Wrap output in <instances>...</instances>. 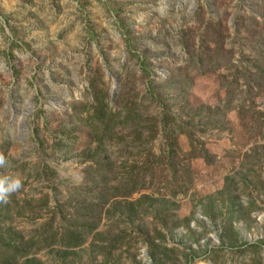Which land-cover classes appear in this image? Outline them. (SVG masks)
<instances>
[{"label": "rangeland", "instance_id": "rangeland-1", "mask_svg": "<svg viewBox=\"0 0 264 264\" xmlns=\"http://www.w3.org/2000/svg\"><path fill=\"white\" fill-rule=\"evenodd\" d=\"M0 161V264H264V0H0Z\"/></svg>", "mask_w": 264, "mask_h": 264}, {"label": "trees", "instance_id": "trees-1", "mask_svg": "<svg viewBox=\"0 0 264 264\" xmlns=\"http://www.w3.org/2000/svg\"><path fill=\"white\" fill-rule=\"evenodd\" d=\"M164 129L166 128V126H164L163 127ZM145 129H147V130H149V128H145ZM151 132V131H150ZM188 137H189V139H190V141H191V136L190 135H188ZM17 235V234H16ZM19 237H18V235L17 236H15V235H13V237H11V239H7V238H5L4 236H3V233H1L0 232V254L2 253V255H0V257L1 256H3L5 253H7L6 252V250L7 251H9V250H11V249H15V250H19L18 251V253L17 252H14L15 254H16V256L19 254V255H26L27 253H26V251H24V252H21V250L19 249V245L17 244V242L19 241ZM68 240V239H67ZM3 242V244H2V242ZM4 241L6 242V244L4 245ZM38 242H41V243H43L42 241H38ZM1 244H2V246H1ZM28 244V243H27ZM5 246H6V249H5ZM6 264V263H5Z\"/></svg>", "mask_w": 264, "mask_h": 264}, {"label": "clouds", "instance_id": "clouds-1", "mask_svg": "<svg viewBox=\"0 0 264 264\" xmlns=\"http://www.w3.org/2000/svg\"><path fill=\"white\" fill-rule=\"evenodd\" d=\"M0 163H3V161H0ZM15 187L18 188L19 184L16 183ZM13 190H14V188H12V187H9V188H6V189L5 188H0V199H3L4 196H6L8 192L13 191Z\"/></svg>", "mask_w": 264, "mask_h": 264}]
</instances>
